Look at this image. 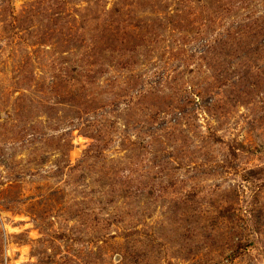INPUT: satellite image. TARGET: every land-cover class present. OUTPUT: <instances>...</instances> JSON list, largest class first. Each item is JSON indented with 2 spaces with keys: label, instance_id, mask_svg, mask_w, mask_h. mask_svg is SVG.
<instances>
[{
  "label": "rangeland",
  "instance_id": "1",
  "mask_svg": "<svg viewBox=\"0 0 264 264\" xmlns=\"http://www.w3.org/2000/svg\"><path fill=\"white\" fill-rule=\"evenodd\" d=\"M0 264H264V0H0Z\"/></svg>",
  "mask_w": 264,
  "mask_h": 264
}]
</instances>
